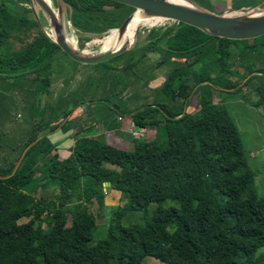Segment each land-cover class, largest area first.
<instances>
[{
  "label": "trees",
  "instance_id": "1",
  "mask_svg": "<svg viewBox=\"0 0 264 264\" xmlns=\"http://www.w3.org/2000/svg\"><path fill=\"white\" fill-rule=\"evenodd\" d=\"M27 1L0 0L1 82L28 76L48 82L56 49L66 57L43 35L17 51L6 49L13 31L35 23L20 5ZM63 1L79 47L116 29L133 12L109 0ZM261 1L230 0V7L252 8ZM159 23L157 19L154 26ZM231 45L237 48L238 41L182 23L145 29L131 49L138 46L139 57L160 50L162 61L173 63L154 91L161 104L141 105L130 114L134 126L155 128L153 138L130 139L134 146L127 151L77 137L67 155L59 157L47 137L28 146L33 136L23 145L27 148L17 166L21 152L0 169V264H141L145 257L159 264H264V196L255 193L254 172L235 124L212 101L213 88L235 94L252 86L254 106L264 105V73L243 66L242 87L236 83ZM258 47L264 49V42L237 49L245 54ZM203 60L216 67L213 76L190 70ZM204 82L209 92L198 98L196 114L187 113L189 99L200 87L194 88ZM46 180L57 190L55 200L34 195L36 182ZM106 182L125 198V205L112 213L105 238L92 244L95 219L86 204L92 198L102 203ZM150 204L156 207L147 215ZM123 211L141 212V223L122 227ZM23 219L27 221L19 223Z\"/></svg>",
  "mask_w": 264,
  "mask_h": 264
},
{
  "label": "rangeland",
  "instance_id": "2",
  "mask_svg": "<svg viewBox=\"0 0 264 264\" xmlns=\"http://www.w3.org/2000/svg\"><path fill=\"white\" fill-rule=\"evenodd\" d=\"M49 2L52 9L56 10L54 0ZM199 2L198 6L207 8L206 10L218 15H228L251 9L249 7L232 10L230 0H199ZM20 5L28 17L34 18L28 1ZM62 18L65 22L67 39L75 49L84 51L86 54H94L99 50L100 45L96 42L100 38L90 39L84 42L81 47L78 46L75 33L67 22L66 6L63 7ZM38 20L40 24L34 19L35 23L31 26L13 31L7 40L6 49L17 51L41 35L54 47H57L49 40L48 37L51 34L48 24L40 14ZM170 24L172 22L163 21L150 28ZM145 29L149 28L145 26L138 28L136 40L143 38ZM258 42H264V36L238 41V47L240 50V47L254 45ZM237 48L232 45L229 47V63L230 69L234 73L232 78L242 87L241 76L245 72L243 66H248L251 72L261 71L264 73V49L258 47L244 54L239 53ZM138 50L137 46L118 58L110 59L103 63L104 66H101V64H74L56 49L48 82L44 78L35 79L33 76L22 79L10 78L4 81L5 83L0 81V169L13 162L18 153L22 154L27 148L23 149V145H26L33 136L36 139L29 143L30 147L43 136L55 145L60 142H70L71 137L74 136L105 142V137L102 134L110 132L123 140L122 145L114 147L132 151L134 142L130 141L132 139L130 131L136 132L139 127L130 128V114L141 105L161 104L159 96H156L154 91L173 68V63L170 60L162 61L163 53L160 50L149 51L144 57H139ZM137 57L139 61L131 65ZM190 70L195 75L207 77L213 76L216 67L211 64V60H203L200 64L193 65ZM258 81L254 82L259 83ZM261 82L263 83L262 80ZM197 87L200 88L195 95L190 97L189 104L185 109L189 114H196L198 98L209 92L205 82L196 86L194 90ZM256 100L257 96L253 93L252 86H244L235 94L225 93L218 88L212 90L213 103L226 109L237 128L246 162L254 172L253 188L256 195L262 197L264 196V105L254 106ZM153 114L160 116L159 112H153ZM63 123L69 125V132L63 137L64 141L56 142L55 139L62 135L58 127ZM51 129L53 130L50 131ZM76 130H79V134L72 135ZM146 131L148 140L152 139L155 128L150 127ZM110 133L108 136L115 138ZM55 147H61V145ZM58 151L64 152L62 149H58ZM36 184L39 188L34 191L35 197L42 201L56 199L57 190L50 185L48 180L37 181ZM102 191L101 204H98L94 198L87 204L82 202L86 204L88 212L95 219L92 244L105 238L112 213L117 207L122 208L125 205V198H120L119 193L112 190L111 184L107 187L103 186ZM166 205L168 203L161 204L163 207ZM155 207V204H150L146 209V214L150 215ZM69 219L70 217L67 216V225L70 223ZM25 221L27 220L23 219L19 223ZM141 221V212L123 211L120 225L127 227L139 224ZM42 227L44 228V225ZM141 264L159 263L151 257H145Z\"/></svg>",
  "mask_w": 264,
  "mask_h": 264
},
{
  "label": "water",
  "instance_id": "3",
  "mask_svg": "<svg viewBox=\"0 0 264 264\" xmlns=\"http://www.w3.org/2000/svg\"><path fill=\"white\" fill-rule=\"evenodd\" d=\"M133 9L121 24L112 30L122 31L127 23L132 19L136 11L146 19H158L160 22L170 21L182 23L193 27L207 35L234 41L251 40L264 35V0L258 6L251 9H245L243 12H234L232 14H215L212 13L190 0H184L191 5H181L168 0H109ZM34 19L39 23L38 15L40 14L48 24V30L51 34L48 38L54 43L59 50L71 61L82 65L103 64L112 58L122 55L130 50L135 39L128 45L121 46L114 50H99L94 54H83L81 51H75L66 42V30L62 24L55 22L54 12L50 4L44 0H28ZM56 5V14L62 17L63 7L66 6L63 0H54ZM68 22V21H67ZM40 24V23H39ZM65 25V22H64ZM69 25V23H68ZM70 26V25H69ZM110 30V31H112ZM109 31V33H110ZM53 38H52V37ZM194 90H192L193 92ZM26 150V149H25ZM24 150V151H25ZM23 153L16 162L17 166ZM109 183H103L107 187Z\"/></svg>",
  "mask_w": 264,
  "mask_h": 264
},
{
  "label": "bare ground",
  "instance_id": "4",
  "mask_svg": "<svg viewBox=\"0 0 264 264\" xmlns=\"http://www.w3.org/2000/svg\"><path fill=\"white\" fill-rule=\"evenodd\" d=\"M44 1L50 4L49 1L51 0H44ZM168 1L176 3V4H181V5H186V4L191 5V4L186 3L184 0H168ZM51 9H52V6H51ZM53 12H54L55 22L62 24L64 27V31H65L66 27L64 25L63 18L62 17L59 18L57 16L56 10H53ZM156 20L157 19H146L141 16V13L139 11H136L132 16V19L127 23L126 27L122 31L119 32L117 30H112L110 31L109 34L97 40L96 43L100 45L101 50H114L121 46L128 45L134 41L137 30L140 26H145L150 29V27L154 26ZM66 42L70 47H72L73 50L78 51L72 46V44L69 42L68 39H66ZM81 52L83 54H86L84 51H81Z\"/></svg>",
  "mask_w": 264,
  "mask_h": 264
},
{
  "label": "crops",
  "instance_id": "5",
  "mask_svg": "<svg viewBox=\"0 0 264 264\" xmlns=\"http://www.w3.org/2000/svg\"><path fill=\"white\" fill-rule=\"evenodd\" d=\"M2 83H5L4 81H2ZM65 125H67V126H65V128H64V126H61V125H59V127H58V129H60L61 131L60 132H62V135H61V137H58L57 139H55V141L57 142L58 140H61V141H64V136H65V134H67V132H69L68 131V129H70V127H69V125L68 124H65ZM61 126V127H60ZM78 131L79 130H76V131H74V133L73 134H79L78 133ZM110 133V132H109ZM109 133H106V132H103V136L105 137V143H107V144H109V145H111V146H116V145H122V143L121 142H123V140L122 139H120L118 136H115V135H112L111 133V135L113 136V137H115V138H111V137H109L108 135H109ZM72 134V135H73ZM70 135H71V133H70ZM71 135V136H72ZM106 135V136H105ZM74 138H76V136H74V137H71V140H70V142H65V143H63V142H60V143H57L55 146H57V145H61V147H56V153L58 154L59 153V157H64V156H66L67 155V148H69L70 146H71V144H72V141L74 140ZM125 139V138H124ZM127 142V141H126ZM58 149H62V150H64V152H62V153H60V151H58ZM16 164V163H15Z\"/></svg>",
  "mask_w": 264,
  "mask_h": 264
},
{
  "label": "built area",
  "instance_id": "6",
  "mask_svg": "<svg viewBox=\"0 0 264 264\" xmlns=\"http://www.w3.org/2000/svg\"><path fill=\"white\" fill-rule=\"evenodd\" d=\"M134 125L132 124V122H130V128H132ZM146 129L145 128H139L138 131L136 132H131L130 131V136L132 139H143L146 136Z\"/></svg>",
  "mask_w": 264,
  "mask_h": 264
},
{
  "label": "flooded vegetation",
  "instance_id": "7",
  "mask_svg": "<svg viewBox=\"0 0 264 264\" xmlns=\"http://www.w3.org/2000/svg\"><path fill=\"white\" fill-rule=\"evenodd\" d=\"M261 2H262V1H261ZM259 3H260V2H259ZM259 3H258V4H259ZM255 6H256V5H255ZM255 6H254V7H255ZM247 8H249V7H247ZM242 9H244V8H242Z\"/></svg>",
  "mask_w": 264,
  "mask_h": 264
}]
</instances>
